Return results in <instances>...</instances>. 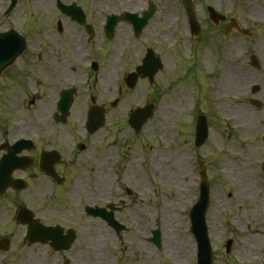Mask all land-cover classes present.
Returning a JSON list of instances; mask_svg holds the SVG:
<instances>
[{
	"label": "rangeland",
	"instance_id": "1",
	"mask_svg": "<svg viewBox=\"0 0 264 264\" xmlns=\"http://www.w3.org/2000/svg\"><path fill=\"white\" fill-rule=\"evenodd\" d=\"M62 1L82 7L96 2ZM151 1L161 12L138 39H131L128 28L120 26L108 45L101 33L93 41V47L103 55L107 65L105 95L100 101L107 102L106 120L104 127L92 137L94 146L99 153L112 149L133 160V167L127 172L139 186L144 185L143 192L148 198L141 195L139 202L147 205L148 201L153 205L155 228L158 226L161 232V249H155L153 264H191L193 238L186 231L189 223L185 209H190L197 196L196 154L206 166L212 206L215 201L224 200L225 206H229L228 216L234 215L238 219V224L231 222V226L242 224L240 233L248 234L247 239L238 238L241 255L245 248L250 254L263 252L264 0H194L201 16L202 7L211 6L252 33L247 37L232 30L225 35L220 27L206 33L194 49L186 39L185 23L177 19L178 13L181 16L177 11L180 1ZM121 3L122 0H102L103 13H117ZM7 4L8 0H0V32L9 28L17 31L25 37L27 51L35 52L40 41L50 42L56 20L64 21L55 11L53 0H19L13 11L3 17ZM147 46L153 47L163 62V70L156 75L155 87L148 89L139 83L133 90L122 87L119 95L122 69L136 61ZM121 47L124 50L118 55ZM252 56L258 60L257 69L250 65ZM190 60L193 63L188 68ZM111 62H114L113 66ZM226 65L229 77L222 86V70ZM192 67L197 71L193 73ZM15 69L18 68L8 70L6 74L14 73ZM195 82L202 87L201 101L195 99L194 94L200 90ZM254 85L259 91L252 95L250 89ZM31 89L32 86L23 89L13 86L8 91L6 86L2 87L0 119L7 116L8 111H12L11 117L18 113L16 118L5 119V125H1L3 131L22 133L27 127L36 125L40 105L31 112L16 111L25 93ZM78 91L81 95L89 93L86 89ZM252 96L261 102L260 108L250 105ZM116 98L119 103L111 109L108 103ZM148 101L155 105L154 116L140 133L135 134L126 124L127 114ZM80 106V102L74 103L70 111L75 123L82 118ZM194 107L209 116V137L199 148L192 144ZM241 114L246 115L248 121H242ZM112 175L111 172L109 180ZM210 210L212 212L213 207ZM218 210L223 212L220 206ZM143 216L152 223L148 216ZM145 237V233L126 235L125 245L135 243L147 247Z\"/></svg>",
	"mask_w": 264,
	"mask_h": 264
},
{
	"label": "flooded vegetation",
	"instance_id": "2",
	"mask_svg": "<svg viewBox=\"0 0 264 264\" xmlns=\"http://www.w3.org/2000/svg\"><path fill=\"white\" fill-rule=\"evenodd\" d=\"M143 1L122 0L116 15L124 18L110 39L104 32L109 14L103 13L102 0L84 7L78 5L85 17L83 23L61 14L55 5V11L64 21L56 20L51 41H40L35 52H24L6 70L18 68L14 73L6 74L5 71L2 74L0 98L4 86L8 91L13 86L21 89L32 86L16 111L25 109L31 112L38 105L40 110L34 127L29 126L22 133L18 130L15 134L0 133V187H6L0 192V264H153L155 246L150 237L155 230V212L148 201L147 205L139 202L141 195L146 199L148 195L143 192L144 185L139 186L137 180L130 179L132 174L127 170L133 167V160L112 149L99 153L93 135L85 131L84 119L75 123L70 113L61 117L57 110L64 92L70 90L72 106L80 102L82 107L91 102L92 97L90 106L106 108L105 101H100L105 95L107 65L103 55L93 47V41L101 33L108 45L120 26L128 28L131 39H138L161 12L155 3L150 9V1ZM177 6L181 13V16L177 14V19L185 23L186 39L192 43L200 42L206 33L225 27L227 23L225 19L215 26L208 18V6L202 7L201 16L195 5L200 33L192 39L183 7L181 4ZM127 15L130 16L125 17ZM143 21L144 27L135 36L133 25ZM147 49L154 50L151 46L145 47L137 60L127 64L122 72H132L141 63ZM122 50L124 47L118 55ZM139 83L152 89L156 77L140 79L136 85ZM121 85L125 86L123 77ZM79 89L93 92L92 96L87 94L90 96L88 101L87 95H81ZM81 111L83 113V109ZM11 114L12 111H8L7 116H18L17 112L15 116L11 117ZM7 116L1 117L0 130ZM111 172L113 175L109 180ZM219 206L223 212L218 210ZM88 207L103 209L102 214L111 215L122 228L112 226L100 216L94 217L87 211ZM228 208L224 200L215 201L213 206L209 202L206 214L209 263L264 264V251L250 254L245 248L244 255H241L238 238L247 239L248 234L240 233L242 224L231 226V222L237 225L238 219L234 215L228 216ZM143 215L152 223H148ZM134 233H145L148 246L125 245L124 236ZM192 245L195 248L194 238ZM191 264L196 261L192 260Z\"/></svg>",
	"mask_w": 264,
	"mask_h": 264
},
{
	"label": "water",
	"instance_id": "3",
	"mask_svg": "<svg viewBox=\"0 0 264 264\" xmlns=\"http://www.w3.org/2000/svg\"><path fill=\"white\" fill-rule=\"evenodd\" d=\"M16 0H12V5H14ZM183 3L187 6L188 13L193 24H195L192 12V1L183 0ZM25 44L22 37L17 35L13 31L0 34V74L5 68H7L24 50ZM146 62V61H145ZM255 65V61L253 62ZM152 106H146L142 109L135 110L129 119V125L138 132L143 124L151 117ZM90 128L91 132L96 131L102 126L104 122V117L102 112H97L96 114L91 113ZM207 137V128L203 118H199L196 126V145H201ZM201 165V175L202 184L200 190V197L197 203L194 205L190 212L191 223L193 234L204 241L203 246L199 247V260L201 262H208L209 264V249L207 247V239L205 232L204 215L208 203V185L206 183V177L203 173V166ZM154 240L159 246V230L157 229L154 233ZM201 264V263H200Z\"/></svg>",
	"mask_w": 264,
	"mask_h": 264
},
{
	"label": "bare ground",
	"instance_id": "4",
	"mask_svg": "<svg viewBox=\"0 0 264 264\" xmlns=\"http://www.w3.org/2000/svg\"><path fill=\"white\" fill-rule=\"evenodd\" d=\"M111 64L113 65V62ZM226 68H227V65L225 66L224 70H222V79H221L222 86L224 85L226 79L229 77V76H227L228 72H227ZM241 115L243 116L242 121H244V120L248 121V118L246 115H244V114H241Z\"/></svg>",
	"mask_w": 264,
	"mask_h": 264
}]
</instances>
